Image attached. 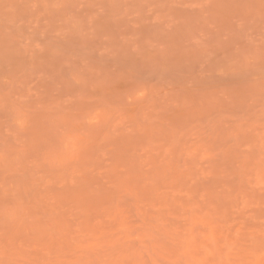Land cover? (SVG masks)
Returning <instances> with one entry per match:
<instances>
[{"label": "rangeland", "instance_id": "obj_1", "mask_svg": "<svg viewBox=\"0 0 264 264\" xmlns=\"http://www.w3.org/2000/svg\"><path fill=\"white\" fill-rule=\"evenodd\" d=\"M0 264H264V0H0Z\"/></svg>", "mask_w": 264, "mask_h": 264}]
</instances>
